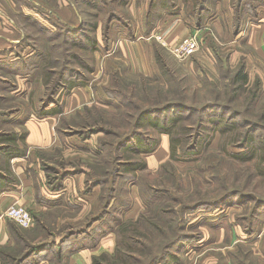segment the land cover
I'll return each mask as SVG.
<instances>
[{
    "label": "rangeland",
    "instance_id": "374dc122",
    "mask_svg": "<svg viewBox=\"0 0 264 264\" xmlns=\"http://www.w3.org/2000/svg\"><path fill=\"white\" fill-rule=\"evenodd\" d=\"M173 1L122 0L119 6L115 5V10L117 7L116 12L120 15L119 22L123 29L119 28L117 22L113 23L111 38L106 41L103 23H100L99 44L94 53L95 70L87 74V70L81 67V64L78 65L75 61L69 63L70 67L73 66L79 72L76 74L68 70L67 81L54 99L61 106L62 111L59 113L61 116L55 130L64 145L50 151L38 150L37 152L39 163L46 175L47 190L53 191L50 180L57 174L65 172H69V175L64 179L62 189L65 180L74 175L85 178L82 193L100 188L96 204V219H94V221L100 220V223L90 233H93V237L100 229L110 228L115 233L116 241L118 237L120 238L118 234L120 228L131 220H126L125 216L135 205L142 209L141 213L146 210L154 212L160 207L166 209L165 206L173 205L177 198L182 197L188 200L197 191H200L201 195L210 197L221 196L230 190H238L242 192V195L230 198L222 207L198 209L186 213L182 220H179L180 224L185 226L184 229L190 241L184 244L180 255L181 262L175 264H264V245L262 244L264 242L262 240L264 239V209H258L259 215L253 225L254 231L248 232L251 215L255 212L253 209L255 202L249 200V196L264 198V175L258 173L252 163L243 164L222 156L223 146L229 147L230 151L240 150L239 142L231 143L233 134H224L212 123L207 122L205 124L207 127L204 129L206 130L204 143L189 161L170 159L169 136L165 135L161 137V142L155 150L147 154V158H152L153 168L148 166V170L139 171L136 179L131 176L129 179L116 178V175L112 173L114 167L111 157L116 154L115 143L130 134L136 114L134 111L136 104L143 108L182 99L197 106L213 101L221 102L223 105L231 104L228 102V92L232 88V79L240 68L244 69L249 79L240 90L241 97L234 105L236 109L231 115L227 109H215L216 111H212L215 116L211 118H221L224 120L223 123L237 124L246 121L259 124L260 129L256 131V134L262 137L261 141L264 140V55L260 52L257 43L247 44V37L243 36L236 41L233 35L226 33V23H228L226 15L220 20L225 30L223 36L218 34L210 21L192 29L190 34L199 31V49L185 61L177 60L169 48L166 49L160 44L156 45L161 53L162 63L171 72L169 81L163 76L159 65L157 74L145 76L131 72L128 64L120 60V36L122 32H126L134 37V23H145L149 28L154 14L158 16L161 15L160 13L163 14L164 5L169 6L167 10H170L172 15L181 14L182 11L184 16L185 13L190 14L191 10H194V7L190 5L193 0H182L180 3L176 0L177 7ZM257 2L260 3L256 0L254 4L256 5ZM90 8L89 12L97 16L99 8L94 6ZM82 11L86 9H83L82 4L77 5L76 0H0V48H5L4 52H0V60L5 62L3 65L0 64V78L3 80L0 83V113L11 114L10 128H14L19 133H22L24 129L28 132L25 124L18 123L32 117L43 119L50 116L39 115L41 112L48 111L50 106H56V103H47L49 89L44 84V78L40 73V68L45 61L36 55L35 46L41 48L45 46L44 44H54V41H50L47 37V33L42 32L43 26L55 31L56 26L53 20H58L57 18L68 24L77 25L82 22L80 14ZM218 13L221 14V11ZM215 14L216 11L212 10L211 18H217ZM242 21L241 18L239 29L242 27ZM236 32L234 11V34ZM27 38L31 46L22 48L20 44L23 40H28ZM76 50L86 63L91 61L92 54L89 50L82 48H76ZM20 54L24 57L35 54L38 67L24 70L28 71L27 73H17L12 67L5 65L20 58ZM107 62L117 66L116 69L109 71L106 68ZM62 63L63 57L61 61H56L51 66L58 71ZM115 70L120 72V77H114ZM73 75L81 76V82H84L81 85L89 87L92 96L80 109L66 115L64 108L73 91V89L67 90V84ZM11 85H15L14 89ZM254 90L259 97L252 101ZM109 91L114 96L108 95ZM120 95L127 97L125 102L118 98ZM235 112L238 115H235ZM184 114L186 115L178 116H189L187 113ZM207 116L210 117V115ZM184 118L185 120L181 123L193 126L196 131L197 115L193 117L190 115L189 119ZM99 125L107 128L108 132L82 136L81 132L89 129V126ZM3 127L5 128L4 125ZM241 128L243 127L240 126L236 130ZM143 131L148 132L149 136L156 137L149 127ZM148 140L153 139L148 137ZM127 147H132V144L130 143ZM125 155L130 158V150L126 151ZM133 159L138 160L139 156L133 154ZM112 178L115 181H108ZM95 180L106 183L93 185L88 189L89 184ZM164 189L169 190V193L163 192ZM112 192L113 196L110 197ZM25 208L35 219L30 229L20 227L27 239L32 240L34 235L42 231L37 224L38 217L45 219V224H49L47 229L52 234L61 232V229L57 230V226L53 225L56 221L55 216L51 215L47 219L42 214L28 207ZM79 208L78 210L81 211ZM73 210L76 208L59 209L57 212L63 215L66 212L74 215ZM172 217L173 214L170 212L165 215L167 219ZM36 227H38L37 231L35 229L33 233L31 230ZM159 240L158 237L154 242L144 243L156 249ZM30 242L33 245H39ZM133 244L138 250L141 247L142 252L139 240L134 241Z\"/></svg>",
    "mask_w": 264,
    "mask_h": 264
},
{
    "label": "trees",
    "instance_id": "16d2710c",
    "mask_svg": "<svg viewBox=\"0 0 264 264\" xmlns=\"http://www.w3.org/2000/svg\"><path fill=\"white\" fill-rule=\"evenodd\" d=\"M109 1L76 0L77 5L82 4L83 9H86V11L80 12L82 15V22H79L77 25H72L57 18L58 20H53V24L56 26L55 31L50 30L47 26H43L42 32H46L47 37L50 41H54V44H44L45 46L41 48L37 45L32 46H35L37 49L35 52L36 55L45 61L40 68V73L44 78V84L49 89L48 104L52 102L56 103L54 100L55 95L58 93L59 89L65 85L64 83L67 81L68 70L70 69V72L78 74L79 70L73 66L70 67L69 63L75 61L78 65L81 64V67L87 70V74H91L95 70L94 53L98 49V30L100 23H103V34L106 41L111 38V27L113 23L117 22L119 28L123 29V26L119 22V19H121L120 15L116 12L117 7L115 10V5L119 6L122 0ZM258 1L264 3V0ZM243 2L244 0H233L236 31L239 29L240 20L242 18L241 14L244 12V10L242 11ZM93 6L99 8L97 16L89 12L91 9L90 7ZM156 17H158V14H154L153 21ZM199 20L200 17L198 18V21ZM20 45L22 48H25V46H31V43L28 39L25 41L23 40ZM76 48L89 50L92 54L91 61L86 63L82 56L78 54ZM155 50L157 63L162 70L163 76L169 81L171 72L168 71L167 66L162 63L161 53L159 49H157V46ZM37 56L32 54L29 57H24L20 54V58L5 65L12 67L17 73H23L25 72L24 70H28L34 66L38 67L36 61ZM62 57L63 63L57 71L51 64L56 61H61ZM4 63L5 62L0 60V64L3 65ZM27 72L28 71L25 73ZM113 75L114 77H120V72L115 70L113 71ZM248 79V74L244 72L243 68L237 70L231 82L232 88L228 92V102L231 104L223 105L221 102L213 101L205 102L197 106L189 104L183 99L167 101L163 104L151 105L143 108L136 104L134 106L136 114L130 134L120 138L115 143L116 154L111 157L114 167V171L112 172L113 175H116V178L126 177L129 179L131 176V178L136 179L139 171L148 170L147 154L155 150L161 142V137L163 135L169 136L170 159L189 161L191 156L196 155L199 148L204 143L206 134V130L204 129L207 127L205 125L207 122L212 123L215 128H219L224 134H233L234 137H232L231 143L239 142V151H230L229 147L223 146L221 149L223 157H229L243 164L252 163L257 168L258 173L264 175V166H262V163H264V140L261 141L260 138L262 137L256 134V131L260 129L258 126L259 124L257 125L246 121L237 124H232L231 122L223 123L224 120L221 118H211L215 116L212 111H216L215 109L221 110V108L227 109L229 115H231L236 109L234 105L241 97L240 90L248 83ZM81 81L82 78L80 75H78V77H74L73 75V78H70L68 81L67 90L71 91L77 86H83L81 84L84 82ZM1 82H3V80L0 78V83ZM52 84L53 86H51ZM11 86H13L14 89L15 85ZM108 95L114 96L110 91ZM252 96V101L258 99L259 95L256 90L253 91ZM118 98L125 102L127 97H122V95H120ZM59 113H62L61 106L56 103V106H50L48 111L41 112L39 115L46 116ZM184 113H187L189 116L191 115V117L197 115L196 131L193 129V126L181 123L182 120H185L184 117L189 119V116H178L186 115ZM10 115L0 113V189L16 180L11 174V160L16 157L25 156L28 152V147L25 145V138L28 132L24 129L22 133H19L14 128H10L12 122V120H10ZM207 115H210V117ZM235 115L238 114L235 112ZM25 123L26 119L18 124ZM240 126L243 128L237 131L236 129ZM146 127L154 131L156 137L149 136L147 134L148 132H144L143 130ZM98 132L107 133L108 130L101 125L89 126V129L81 132V134L82 136H87ZM148 137L153 140L149 141ZM194 142L195 144H193ZM130 143L132 147L128 148L127 146L130 145ZM129 150L131 152L130 158L125 155L126 151ZM133 154L138 155L139 159H133ZM68 175L69 172H65L63 174H57L52 178V180H50L52 190L57 191L62 189L63 181ZM112 180H114V178L108 181ZM104 183L106 182H100L98 180L96 182L95 180L93 183L89 184L88 189L93 185L97 186ZM151 189L154 188L151 187ZM162 191L169 193L167 189ZM200 193V191L195 192V195L191 196L188 200L182 197L177 198L174 200L173 205L165 206L166 209L160 207L157 209L158 211L154 212L152 210H146L139 215L138 219L126 222L118 231L120 238L118 237L115 252L113 254L105 252L99 256H93V264H175L181 262V252L184 244H187L190 238L185 232V226H182L179 220H182L186 213L203 208L216 209L222 207L230 198L240 197L242 195V192L238 190H230L221 196L210 197L205 194L201 195ZM111 196H113V192L110 194V197ZM249 197V200L255 202L253 208L255 212L251 215V224L248 228V232L253 233V225L259 215L258 211L264 209V198H256L251 195ZM168 212L173 214V217L170 219L165 218ZM11 231L17 238V246L13 248L0 246V261L2 264H28L37 253L46 249H53L55 246L54 243L33 245L22 234L23 232L18 226L12 225ZM158 237L160 242L156 249L144 243L146 241L154 242ZM137 239L142 246V252L141 247L140 250H138L135 244H133L134 241H138ZM58 255L61 261L64 253H61L60 248L58 249Z\"/></svg>",
    "mask_w": 264,
    "mask_h": 264
},
{
    "label": "crops",
    "instance_id": "0c3cea01",
    "mask_svg": "<svg viewBox=\"0 0 264 264\" xmlns=\"http://www.w3.org/2000/svg\"><path fill=\"white\" fill-rule=\"evenodd\" d=\"M180 1L182 2L177 0L179 3ZM254 3L256 0H244L242 3V11L244 10L241 14L242 27L235 34L233 0H193L190 5L194 7V12L191 10L190 14L185 13L184 16L182 11L181 14L172 15L171 11L167 10L169 6L164 5L163 14L160 13L161 15L156 17L149 28L145 23H134V37L122 32L119 41L120 60L126 62L133 73L154 76L158 70L155 50L157 44L170 49L189 36L193 28L209 21L214 24L218 34L223 36L225 30L220 20L224 19L225 15L228 21L226 33L233 35L236 41L243 36L247 37V44L257 43L260 52L264 55V3L257 2L256 5ZM173 4L176 7L178 5L176 0ZM212 10L216 11L215 19L211 18ZM219 11L221 14L218 13ZM4 49L0 48V52H4ZM116 67L107 62L106 68L109 71ZM90 91V88L86 86L75 87L70 94V99L66 102L64 114L69 115L76 109H80L88 99H91ZM60 116L55 114L43 119L32 117L25 123L28 129L25 138L28 152L25 156L11 160V174L16 180L0 189V246L9 248L17 246V238L11 231V226L16 224L2 215L9 206L18 204L42 214L47 219L51 215L55 216L56 221L53 225L57 226V230L61 229L59 234H52L47 229L49 224H45V219L38 217L37 224L42 231L34 235L32 240H28L36 244L54 243L55 246L53 249L40 251L28 264H57V262L58 264H93V256H99L105 252L113 254L117 245L115 233L110 228L100 229L93 237V233H90L100 223V220L94 221L100 188L82 193L85 178L74 175L65 180L63 189L49 192L46 187V175L37 156L38 150L50 151L64 145L55 130ZM69 142L71 143L70 140ZM151 159V157L147 158L149 168H153L154 165ZM70 207L76 208L72 211L75 212L74 215H69L68 212L64 215L57 212L59 209L69 210ZM141 212L142 209L135 205L125 219L136 220ZM37 228L31 231L34 233ZM44 239L45 241H42ZM262 244L264 245V242ZM59 248L61 253H64L61 261L58 255ZM0 264H2L1 261Z\"/></svg>",
    "mask_w": 264,
    "mask_h": 264
},
{
    "label": "built area",
    "instance_id": "2783aa9c",
    "mask_svg": "<svg viewBox=\"0 0 264 264\" xmlns=\"http://www.w3.org/2000/svg\"><path fill=\"white\" fill-rule=\"evenodd\" d=\"M198 32L199 31H196L193 34H190L181 40L177 45L170 48L171 53L177 60L185 61L197 52L200 44ZM158 39H160V37H158ZM2 216L6 219L12 220L23 229H30L34 225L35 221L31 212L24 206L18 204L9 206Z\"/></svg>",
    "mask_w": 264,
    "mask_h": 264
}]
</instances>
